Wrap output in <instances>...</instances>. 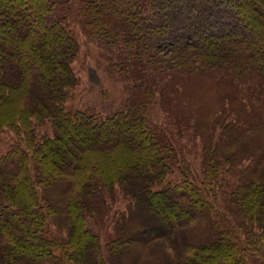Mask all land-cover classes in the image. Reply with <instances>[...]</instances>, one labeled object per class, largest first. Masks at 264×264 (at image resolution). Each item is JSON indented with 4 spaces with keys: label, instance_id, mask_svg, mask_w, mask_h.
Instances as JSON below:
<instances>
[{
    "label": "trees",
    "instance_id": "obj_1",
    "mask_svg": "<svg viewBox=\"0 0 264 264\" xmlns=\"http://www.w3.org/2000/svg\"><path fill=\"white\" fill-rule=\"evenodd\" d=\"M2 130L0 264H264V0H0Z\"/></svg>",
    "mask_w": 264,
    "mask_h": 264
},
{
    "label": "rangeland",
    "instance_id": "obj_2",
    "mask_svg": "<svg viewBox=\"0 0 264 264\" xmlns=\"http://www.w3.org/2000/svg\"><path fill=\"white\" fill-rule=\"evenodd\" d=\"M69 25L70 28L74 31L80 43V53L73 63L74 70L79 79V85L70 98L68 106H70L71 108H86V106L90 105L97 106L99 102H101L103 91V88L101 86L103 85L105 87V90L106 88H108L109 91L114 93L117 92L119 84L117 83V81L109 78L110 76L108 74V71L106 70L107 63L105 59H102L103 57H101V51L97 47V45L91 44L89 42L87 37L83 34L81 27L75 22V20L70 21ZM93 70L96 71L100 85L97 84L95 80L91 79ZM156 112V119L160 123L168 124L169 119H167V116L164 115V113L159 108L156 110ZM178 116L180 115L178 114ZM16 142L17 137L14 133L9 130H2L0 132V157L7 154L11 146ZM192 144H190V146H192ZM192 148H194L193 152L191 155H188V157L189 161L192 162V168L196 172L197 169H200L201 159L200 157L198 158V155H201L200 151L202 149V146L198 145L197 149L194 143V146ZM175 178L177 179V175L173 176L172 179L170 178V180H174ZM127 206L128 200L118 193L113 205V213L123 212L127 209ZM109 229L111 231V228L109 227L102 230L103 245H105L108 241L105 234L111 233L109 232ZM199 231L196 232L198 233ZM147 255L149 256V253H147ZM147 255L144 256V259L148 257Z\"/></svg>",
    "mask_w": 264,
    "mask_h": 264
}]
</instances>
